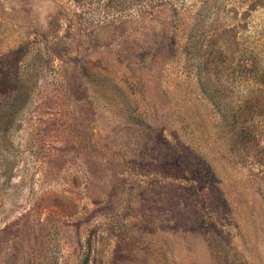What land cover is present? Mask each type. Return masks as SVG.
<instances>
[{
  "label": "rangeland",
  "instance_id": "obj_1",
  "mask_svg": "<svg viewBox=\"0 0 264 264\" xmlns=\"http://www.w3.org/2000/svg\"><path fill=\"white\" fill-rule=\"evenodd\" d=\"M250 60L264 0H0V264H264Z\"/></svg>",
  "mask_w": 264,
  "mask_h": 264
},
{
  "label": "trees",
  "instance_id": "obj_2",
  "mask_svg": "<svg viewBox=\"0 0 264 264\" xmlns=\"http://www.w3.org/2000/svg\"><path fill=\"white\" fill-rule=\"evenodd\" d=\"M255 66L257 65L254 62V60H250L249 69L245 77L246 78L252 77L257 87H259V89L251 90L248 96H245V98L240 100V104L237 103L235 108L228 109L225 114V117L227 116V117H230V119L234 120V129H240L238 130L236 134L237 136L235 135L236 136V141H235L236 146L241 145L239 143H242L247 148H248V144L250 141V132L247 130L248 127L246 126V123L242 124L240 123V120L245 119V121H247L248 118H253L256 115L257 117H262V114H264V96L256 97V93L258 92V90H261L260 87L263 88L264 90V71H262L259 68L255 69ZM222 102H223L222 100H219V101L216 100V102H214L217 109H221ZM254 104H258L257 114L251 111L253 109ZM239 124H241L242 126H240ZM244 126H246L247 129H243L245 128Z\"/></svg>",
  "mask_w": 264,
  "mask_h": 264
}]
</instances>
